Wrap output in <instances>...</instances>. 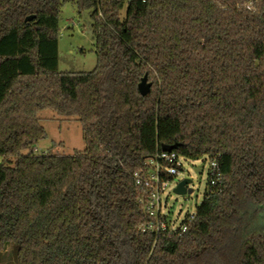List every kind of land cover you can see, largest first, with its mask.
Listing matches in <instances>:
<instances>
[{"label": "trees", "instance_id": "16d2710c", "mask_svg": "<svg viewBox=\"0 0 264 264\" xmlns=\"http://www.w3.org/2000/svg\"><path fill=\"white\" fill-rule=\"evenodd\" d=\"M67 3L92 12V73L58 72ZM44 111L85 150L36 155ZM174 145L220 181L156 238L135 175ZM0 264H264V0H0Z\"/></svg>", "mask_w": 264, "mask_h": 264}, {"label": "rangeland", "instance_id": "374dc122", "mask_svg": "<svg viewBox=\"0 0 264 264\" xmlns=\"http://www.w3.org/2000/svg\"><path fill=\"white\" fill-rule=\"evenodd\" d=\"M91 15V11L79 14L73 3H67L62 7L58 39L59 73L89 74L96 69V42L91 30L88 29L91 26ZM38 117L47 137L37 146L36 155L73 157L77 152L85 150L82 127L76 118H62L51 111L41 112ZM209 171L210 161L207 158L184 164V174L179 180L190 179L192 184L189 188L193 193L177 196L174 194L175 187L170 188L168 191L170 219L182 223L185 216L196 215L208 190Z\"/></svg>", "mask_w": 264, "mask_h": 264}, {"label": "built area", "instance_id": "2783aa9c", "mask_svg": "<svg viewBox=\"0 0 264 264\" xmlns=\"http://www.w3.org/2000/svg\"><path fill=\"white\" fill-rule=\"evenodd\" d=\"M209 161V184L215 186L220 181V173L217 163ZM188 162L175 152H161L148 161L150 171L146 175H135L140 190L139 205L147 218V222L139 229L141 233L158 238L160 235L172 236L187 231L194 215L185 216L182 223L170 219L168 191L180 182L184 164Z\"/></svg>", "mask_w": 264, "mask_h": 264}, {"label": "water", "instance_id": "95a60500", "mask_svg": "<svg viewBox=\"0 0 264 264\" xmlns=\"http://www.w3.org/2000/svg\"><path fill=\"white\" fill-rule=\"evenodd\" d=\"M27 22L32 21V18L26 20ZM90 29V27L88 28ZM152 85L148 83V77L145 76L141 83L138 86L139 93L142 97H146L149 95ZM177 145L174 146H162V152L164 153H171L177 150ZM192 181L190 179H184L180 181L174 189V194L177 196H185L188 194H192L193 191L189 187L191 186Z\"/></svg>", "mask_w": 264, "mask_h": 264}, {"label": "clouds", "instance_id": "9594fccd", "mask_svg": "<svg viewBox=\"0 0 264 264\" xmlns=\"http://www.w3.org/2000/svg\"><path fill=\"white\" fill-rule=\"evenodd\" d=\"M247 7H248L249 11H255V8L251 3H248Z\"/></svg>", "mask_w": 264, "mask_h": 264}]
</instances>
